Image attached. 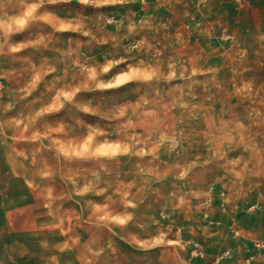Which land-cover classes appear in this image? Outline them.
<instances>
[{
	"label": "rangeland",
	"instance_id": "374dc122",
	"mask_svg": "<svg viewBox=\"0 0 264 264\" xmlns=\"http://www.w3.org/2000/svg\"><path fill=\"white\" fill-rule=\"evenodd\" d=\"M20 136L36 191L78 187L52 216L196 256L224 188L264 173V0H0V170L28 165Z\"/></svg>",
	"mask_w": 264,
	"mask_h": 264
},
{
	"label": "crops",
	"instance_id": "0c3cea01",
	"mask_svg": "<svg viewBox=\"0 0 264 264\" xmlns=\"http://www.w3.org/2000/svg\"><path fill=\"white\" fill-rule=\"evenodd\" d=\"M4 142L5 160L34 162L39 141L20 136ZM11 166L0 170V264H264V248L259 247L264 245V173L224 188L219 223L203 225L202 249L196 256L191 254L192 242L180 245V236L174 235L165 246L156 244L148 259L147 245L142 244L147 235L139 234L136 260L124 246L128 236L116 232L119 223L52 216L49 195L79 193L75 184L63 191L43 183L36 191L30 165ZM191 238L185 242L195 241Z\"/></svg>",
	"mask_w": 264,
	"mask_h": 264
}]
</instances>
